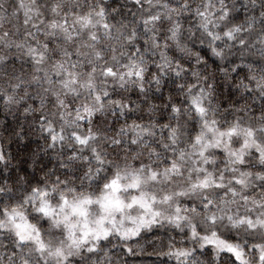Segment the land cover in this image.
I'll return each instance as SVG.
<instances>
[{
  "label": "snow or ice",
  "instance_id": "6c2138e0",
  "mask_svg": "<svg viewBox=\"0 0 264 264\" xmlns=\"http://www.w3.org/2000/svg\"><path fill=\"white\" fill-rule=\"evenodd\" d=\"M0 105V264H264V0H0Z\"/></svg>",
  "mask_w": 264,
  "mask_h": 264
},
{
  "label": "trees",
  "instance_id": "16d2710c",
  "mask_svg": "<svg viewBox=\"0 0 264 264\" xmlns=\"http://www.w3.org/2000/svg\"><path fill=\"white\" fill-rule=\"evenodd\" d=\"M110 4L114 7H120L127 3V0H108ZM239 3H243L244 0H238ZM135 11V9H133ZM125 16H128V8H124ZM120 17H117L119 19ZM19 65H17L18 67ZM168 87L164 88V93L167 95ZM133 99H135V94H133ZM5 120L7 124L5 125ZM7 128V130H6ZM19 133L20 136L17 137L13 133ZM46 133H42L39 123H37L32 116L25 117L23 112L8 113L7 115L3 111L2 105H0V147H3L6 153H10L12 157H15L12 161L16 164L22 156L36 152L43 157L45 163H49L50 157L55 156V152L49 149L46 154L44 149L46 147V141L44 136ZM7 138V139H3ZM60 150L59 144L56 146V152ZM67 151V147L65 148ZM51 163H55V160H51ZM177 239L179 237L177 236ZM163 243L166 245L168 242L167 234L164 230L160 231V236L157 239V243ZM119 251V249H117ZM168 264H174V262H168Z\"/></svg>",
  "mask_w": 264,
  "mask_h": 264
}]
</instances>
